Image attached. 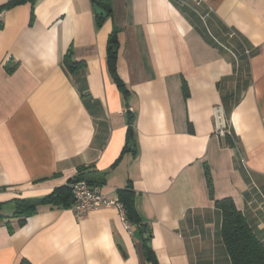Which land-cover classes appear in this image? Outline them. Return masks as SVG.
I'll list each match as a JSON object with an SVG mask.
<instances>
[{"label":"crops","instance_id":"crops-1","mask_svg":"<svg viewBox=\"0 0 264 264\" xmlns=\"http://www.w3.org/2000/svg\"><path fill=\"white\" fill-rule=\"evenodd\" d=\"M109 2L100 27L92 0L0 17V264H151L148 233L159 264H231L217 201L264 243V0ZM74 178L117 200L131 186L142 229L113 208L79 221L73 201L19 226L15 200Z\"/></svg>","mask_w":264,"mask_h":264},{"label":"trees","instance_id":"trees-1","mask_svg":"<svg viewBox=\"0 0 264 264\" xmlns=\"http://www.w3.org/2000/svg\"><path fill=\"white\" fill-rule=\"evenodd\" d=\"M95 6L105 10L108 16L111 15L112 9L109 0H92ZM102 1L104 4H102ZM24 3H30L34 5L36 0H10L6 5L0 8V12L8 9L15 8ZM106 20L102 16L96 15V21L98 27ZM2 25L0 24V28ZM119 48L118 31L114 29L109 37L107 55L108 63L113 64L117 59V53ZM65 64L69 71H75L80 67L81 63L73 62L69 55H66ZM118 87L124 88L123 83L117 80ZM187 96V91H185ZM132 141V129L128 130V145ZM227 144L234 147V141L227 137ZM84 179L74 178L68 182L81 181ZM86 181V180H85ZM89 182V181H87ZM91 185V182H89ZM120 201L123 204L126 212L128 222L135 226L136 229H142V219L136 209L135 205V191L131 186L119 190ZM59 206L65 207L72 205V195L69 186L66 184L62 187L55 189L51 194L45 196L39 200H15V212L14 217L19 218V226H24L27 219L34 215L37 210L42 206ZM2 204H0L1 211ZM216 208L221 211L222 225H221V237L226 249V252L231 260V264H264V243L256 235L249 222L243 213L237 208L235 202L228 198L216 202ZM6 219L0 214V220ZM143 230V234H144ZM151 236L144 238L145 257L151 264H159L155 256L154 251L148 246Z\"/></svg>","mask_w":264,"mask_h":264},{"label":"built area","instance_id":"built-area-1","mask_svg":"<svg viewBox=\"0 0 264 264\" xmlns=\"http://www.w3.org/2000/svg\"><path fill=\"white\" fill-rule=\"evenodd\" d=\"M4 15V12H0V17ZM129 112L132 109L128 110ZM127 111L121 112L125 115ZM69 186L72 201H73V213L77 220H82L86 215L91 212L102 208H113L116 209L120 215L121 221L125 229L132 232L136 229L135 226L131 225L126 217V212L123 204L120 200L108 198L106 194L100 190L93 188L89 182L85 180L70 182ZM0 189V193H1Z\"/></svg>","mask_w":264,"mask_h":264},{"label":"water","instance_id":"water-1","mask_svg":"<svg viewBox=\"0 0 264 264\" xmlns=\"http://www.w3.org/2000/svg\"><path fill=\"white\" fill-rule=\"evenodd\" d=\"M94 9H95L96 15L102 16L103 18L107 17L106 12L104 10H102L101 8H99L98 6H95ZM148 246L149 247L151 246L150 243H148Z\"/></svg>","mask_w":264,"mask_h":264}]
</instances>
